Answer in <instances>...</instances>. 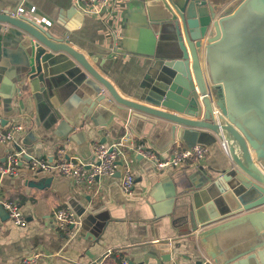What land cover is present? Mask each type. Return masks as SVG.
<instances>
[{"label":"crops","instance_id":"crops-1","mask_svg":"<svg viewBox=\"0 0 264 264\" xmlns=\"http://www.w3.org/2000/svg\"><path fill=\"white\" fill-rule=\"evenodd\" d=\"M206 1L226 12L242 0ZM20 2L0 0V11H13ZM24 5L22 16L48 28L53 36L66 35L68 45L125 98L137 100L153 60L169 54L157 28L143 20L147 19L143 0H109L97 14L86 13L79 0H26ZM23 43L16 29L0 22V116L5 128L23 126L15 140L0 143V161L10 151L23 156L17 176L0 177V191L19 202L27 221L25 226L16 225L0 209V264H18L34 253L41 254L38 264H122L123 260L195 264L204 254L217 253L221 259L222 251L241 245L253 231L249 224L221 230L204 242L198 233L213 224L197 228L193 235L188 232L187 195L192 184H205L207 176L215 177L231 165L216 134L205 131V144L174 137L162 125L130 115L125 107L93 103L94 95L74 87L63 74L54 80L57 87L50 98L45 90L40 92L38 83L30 84L20 69L26 53ZM61 61L67 63V59ZM124 132L144 140L161 157L177 145L202 144L207 153L195 164L157 171L146 159L126 150L134 178L129 193L121 188L120 167L119 175L100 177L90 188L55 171L33 173L27 168L30 157L51 161L59 150L91 163L94 142L111 143ZM185 137L194 140L196 134ZM62 205L82 213L83 228L69 240L53 221V210Z\"/></svg>","mask_w":264,"mask_h":264},{"label":"water","instance_id":"water-1","mask_svg":"<svg viewBox=\"0 0 264 264\" xmlns=\"http://www.w3.org/2000/svg\"><path fill=\"white\" fill-rule=\"evenodd\" d=\"M143 2V20L157 28L169 54L153 60L137 100L121 96L68 45L66 35L53 36L48 28L10 11H0V22L23 37L26 53L20 69L50 98L57 87L54 80L63 74L74 87L94 95L93 103L125 107L130 115L162 125L185 141L205 144V131L224 136L231 165L215 177L207 176L205 184H192L188 232L213 224L198 233L204 242L221 230L249 224L253 231L241 245L222 251L221 259L217 253L209 256L215 264H264V0H242L226 12L206 0ZM213 107L224 117L220 126L212 117ZM195 134L194 140L185 137ZM75 213L82 229V213Z\"/></svg>","mask_w":264,"mask_h":264},{"label":"built area","instance_id":"built-area-1","mask_svg":"<svg viewBox=\"0 0 264 264\" xmlns=\"http://www.w3.org/2000/svg\"><path fill=\"white\" fill-rule=\"evenodd\" d=\"M21 0L15 10L10 11V15L19 17L24 11V2ZM109 0H79L80 7L86 13L97 14L107 7ZM3 25L7 26V24ZM216 107H213L212 117L220 126L224 117ZM0 116V143L5 144L15 140L18 133L23 130L21 124L5 128ZM221 132V131H220ZM220 146L228 154V142L224 136L220 138ZM130 150L133 155L141 156L146 159L153 169L157 171L164 170L168 167H180L191 165L205 158L207 147L202 144H194L186 147L177 145L173 148L167 157L158 155L144 140L136 139L129 132H124L118 139L111 143L96 141L92 144L93 162L86 163L80 160H74L66 156L63 150H59L53 160L30 157L27 160V168L33 173L55 171L58 174L72 178L79 185L92 187L97 180L103 176H114L119 167L122 169L121 188L124 192L129 193L134 178L130 161L125 151ZM23 161L22 152L10 151L4 160L0 161L1 176H17L19 167ZM120 161L121 164H117ZM0 205L6 210L9 219L16 225L25 226L27 221L22 215L20 204L17 200L9 199L3 196L0 191ZM53 221L55 227L63 233L67 240L76 236L80 229L81 218L75 211L68 206H59L53 210ZM40 253H34L30 256L22 257L18 264H38ZM122 264H128L123 260ZM195 264H215L209 254H204Z\"/></svg>","mask_w":264,"mask_h":264}]
</instances>
